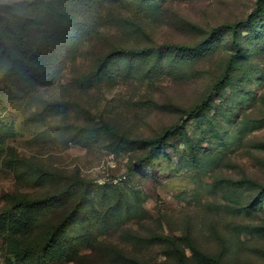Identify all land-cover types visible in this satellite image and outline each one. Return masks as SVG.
<instances>
[{
  "label": "rangeland",
  "instance_id": "obj_1",
  "mask_svg": "<svg viewBox=\"0 0 264 264\" xmlns=\"http://www.w3.org/2000/svg\"><path fill=\"white\" fill-rule=\"evenodd\" d=\"M256 2L0 0V264H264V10L188 138L135 167L136 141L175 131L236 54L230 33L194 55L159 47L199 44ZM23 199L49 200L31 225ZM75 211L67 248L44 246Z\"/></svg>",
  "mask_w": 264,
  "mask_h": 264
},
{
  "label": "trees",
  "instance_id": "obj_2",
  "mask_svg": "<svg viewBox=\"0 0 264 264\" xmlns=\"http://www.w3.org/2000/svg\"><path fill=\"white\" fill-rule=\"evenodd\" d=\"M263 10H264V0H257L255 8L249 14L246 20L238 24L223 25L218 28H214L211 32L210 38L205 39L199 44H195V45H175L174 44V45H165V46L159 47V51L161 52L178 53V54H184V55H188V54L194 55V54H198L203 48H205L209 44V41L212 36H216L217 34H220V33H230L233 39V47L236 50V54H234L229 60L223 75L218 79L216 84L213 86L211 94L207 95L206 98L202 100L200 104L197 105L193 110L183 112L184 113L183 115L185 117L181 119L182 124L175 127V131H166L163 136L155 138V139L136 141L138 142L139 146H141L142 149H148V153L143 159L137 162L135 167L140 168L146 165H150L151 160L154 158V153L162 147L166 139H169L175 135L185 136V138H188L186 134V130H185L187 122L192 119H197L201 117L203 114H205L211 108L212 102L214 100L213 98L219 97V95L222 92H224L225 89L232 82V78H233L232 76L239 66V64H237L238 63L237 58L241 54L240 40L243 35V31L240 30V27L252 24L254 20L261 15ZM0 19H1V15H0ZM150 53L151 52L149 49L120 50V51H113L109 56H113V55H115V57L130 56L133 58L141 59V58L150 56ZM123 140L126 141V139H123ZM261 148L264 149V143H262ZM239 184L241 186H247V187L256 186L254 182L249 181L247 179H243L239 181ZM75 187L83 188V182L78 183L77 185H75ZM260 193L263 194L264 196V187L260 188ZM256 198L252 200L251 205L256 206L257 202H260V201H257L258 198L257 199ZM48 201L49 200H45V201H42L41 203H37L33 200L23 199L22 201L18 203L17 207L20 208L22 213L27 214V224L31 225L35 219L34 215H36L33 209L38 208L40 204H45ZM78 212L79 211L73 212L69 217H67V219L63 221L62 226L52 231L50 234V237L48 238L44 246L49 247V248H56L59 246H61V249L67 248L69 242L65 240L61 242L62 233H63V230L68 225H70L74 220L78 219L79 216L76 215V213ZM162 240H164V238ZM191 246H192L193 252L197 253V251L194 249L195 247H193V245ZM200 257L201 259H204V260L209 259V257L203 254H201ZM178 263L185 264L184 255H181V254L178 255Z\"/></svg>",
  "mask_w": 264,
  "mask_h": 264
},
{
  "label": "built area",
  "instance_id": "obj_3",
  "mask_svg": "<svg viewBox=\"0 0 264 264\" xmlns=\"http://www.w3.org/2000/svg\"><path fill=\"white\" fill-rule=\"evenodd\" d=\"M111 182L115 184V183H117V180H113V181H111Z\"/></svg>",
  "mask_w": 264,
  "mask_h": 264
}]
</instances>
